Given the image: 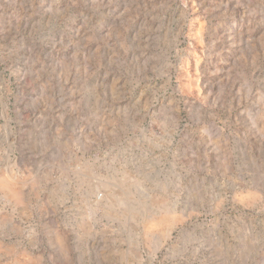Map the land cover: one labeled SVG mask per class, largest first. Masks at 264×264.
<instances>
[{
  "label": "rangeland",
  "instance_id": "rangeland-1",
  "mask_svg": "<svg viewBox=\"0 0 264 264\" xmlns=\"http://www.w3.org/2000/svg\"><path fill=\"white\" fill-rule=\"evenodd\" d=\"M0 264H264V0H0Z\"/></svg>",
  "mask_w": 264,
  "mask_h": 264
}]
</instances>
